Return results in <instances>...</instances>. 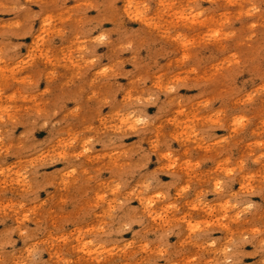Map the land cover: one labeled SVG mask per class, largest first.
I'll use <instances>...</instances> for the list:
<instances>
[{
	"label": "clouds",
	"instance_id": "obj_1",
	"mask_svg": "<svg viewBox=\"0 0 264 264\" xmlns=\"http://www.w3.org/2000/svg\"><path fill=\"white\" fill-rule=\"evenodd\" d=\"M0 264H264V0H0Z\"/></svg>",
	"mask_w": 264,
	"mask_h": 264
}]
</instances>
